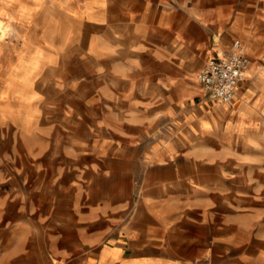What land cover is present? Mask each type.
Wrapping results in <instances>:
<instances>
[{"label": "crops", "instance_id": "obj_1", "mask_svg": "<svg viewBox=\"0 0 264 264\" xmlns=\"http://www.w3.org/2000/svg\"><path fill=\"white\" fill-rule=\"evenodd\" d=\"M75 1L80 62L34 49L0 99V264H264V66L228 103L181 95L264 0Z\"/></svg>", "mask_w": 264, "mask_h": 264}, {"label": "rangeland", "instance_id": "obj_2", "mask_svg": "<svg viewBox=\"0 0 264 264\" xmlns=\"http://www.w3.org/2000/svg\"><path fill=\"white\" fill-rule=\"evenodd\" d=\"M49 1L51 0H0V88L1 85H4V89L1 88L0 92L2 101L6 99L9 87L27 79L24 75H18L17 71L20 68H25L26 71L29 65L36 64L34 61L31 63L29 56L25 55L26 53L29 54L34 49L43 52L44 48H48L54 50L59 59L64 57V59L69 58L72 63L80 62L81 52L77 45V32L84 30L87 24L73 19L75 15H72V12L69 14L70 16H65L62 10L65 8L60 6V0H55L53 3ZM115 25H117L116 30L119 38L116 49L125 48L123 47L127 32L125 24ZM229 25L225 23L211 24L218 28H225ZM134 28L142 41L136 46L138 50L144 51L147 48L145 44L153 38L157 28L148 22L134 23ZM230 36L239 38L245 44L251 57L246 75H252L251 79L254 80L257 76L254 72H257L261 65L264 66V22L257 24L248 20L241 22V29L234 30ZM193 63L192 57L183 63L182 98L193 94L203 95L202 86L197 79V73L203 65L198 70L192 71ZM141 78H145L144 75ZM239 85L240 88H243L244 82ZM140 90L147 92V87L142 86L139 88ZM175 93L168 92L167 95L171 98Z\"/></svg>", "mask_w": 264, "mask_h": 264}, {"label": "built area", "instance_id": "obj_3", "mask_svg": "<svg viewBox=\"0 0 264 264\" xmlns=\"http://www.w3.org/2000/svg\"><path fill=\"white\" fill-rule=\"evenodd\" d=\"M250 65L245 44L233 38L230 48L209 57L197 73L203 94L212 100L228 103L237 94L239 83L246 77ZM41 264H67L48 262Z\"/></svg>", "mask_w": 264, "mask_h": 264}]
</instances>
